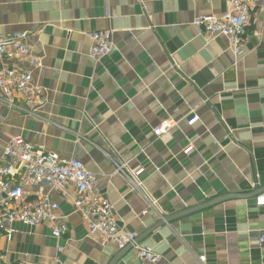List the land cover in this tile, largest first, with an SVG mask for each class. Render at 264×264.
Instances as JSON below:
<instances>
[{"label": "crops", "instance_id": "0c3cea01", "mask_svg": "<svg viewBox=\"0 0 264 264\" xmlns=\"http://www.w3.org/2000/svg\"><path fill=\"white\" fill-rule=\"evenodd\" d=\"M230 0H0V36L26 32L43 67L33 74L43 104L27 112L0 101V160L16 136L45 152L77 159L97 177L116 218L138 238L162 217L228 194L264 188V0L253 12L244 56L224 38L200 34L202 15L222 16ZM111 32L112 53L90 55L92 32ZM26 64L1 61L0 65ZM200 121L190 126L193 116ZM171 123L168 134L155 129ZM143 170L147 201L115 172ZM19 182V176L14 177ZM32 195L36 189H30ZM69 227L0 231L4 264H110L121 251L102 245L75 211V187L44 188ZM264 196L234 199L174 220L139 244L161 264H264ZM147 212V213H146ZM132 246L116 264H150ZM63 248V252H59Z\"/></svg>", "mask_w": 264, "mask_h": 264}, {"label": "built area", "instance_id": "2783aa9c", "mask_svg": "<svg viewBox=\"0 0 264 264\" xmlns=\"http://www.w3.org/2000/svg\"><path fill=\"white\" fill-rule=\"evenodd\" d=\"M260 1L230 0L222 16H199L193 26L202 35L226 39L234 56L241 58L245 53L247 28L252 25L253 12ZM28 38L26 32L0 36V60L28 66L0 65V101L14 107L16 98L22 100L30 113L44 102L43 89L33 84L34 71L43 67V61L35 54ZM88 38L91 42L89 55L93 60L98 62L112 53L111 32H92ZM199 121V116L195 115L188 124L192 126ZM172 128L171 123L162 124L154 132L157 137H162ZM262 132L264 135V126ZM114 166L115 172L126 178L132 189L144 197L149 208L155 210L156 204L144 193L141 182L143 170L129 171L125 165L115 161ZM15 176H19L17 183ZM69 184L75 187V211L80 214L91 234L101 236L102 245L114 244L120 251L136 245L138 235L127 232L119 225L115 207L105 198L97 177L85 164L38 149L23 136L10 140L0 160V231L10 234V227L14 224L28 228L48 224L53 238L61 240L68 234L69 227L60 214L59 204L44 192V188L66 196ZM30 189H36V193L32 195ZM258 204L264 206V196L259 198ZM258 245L264 248V232L258 238ZM136 248L140 260L150 264L162 263L161 256L152 248L140 245H136ZM59 252H63V248H59ZM199 262L205 264L206 257L201 256ZM0 264H4L2 258Z\"/></svg>", "mask_w": 264, "mask_h": 264}, {"label": "water", "instance_id": "95a60500", "mask_svg": "<svg viewBox=\"0 0 264 264\" xmlns=\"http://www.w3.org/2000/svg\"><path fill=\"white\" fill-rule=\"evenodd\" d=\"M264 192V188L262 190H260L259 192H256L254 194H245V195H240V194H228L225 196H221L219 198H216L214 200H211L209 202H206L200 206L194 207V208H190L187 210H184L178 214L172 215V216H166V217H162L161 220L155 224L154 226H152L150 229H148L146 232H144L139 238H137L135 244H139L140 242L144 241L149 235H151L155 230H157L158 228L162 227L165 224H169L170 222L177 220L179 218H182L184 216L190 215V214H194L197 212H200L204 209L210 208L212 206H215L217 204L223 203L225 201H229V200H234V199H247L250 197V195L253 196H258L259 194H263ZM132 246L127 247L126 249L122 250L121 255H119L118 257H116L110 264H116L121 257L131 248Z\"/></svg>", "mask_w": 264, "mask_h": 264}]
</instances>
